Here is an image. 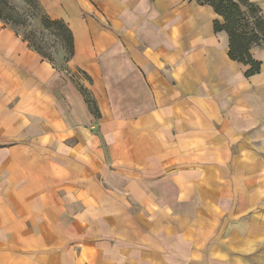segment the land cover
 I'll return each mask as SVG.
<instances>
[{
  "label": "crops",
  "instance_id": "1",
  "mask_svg": "<svg viewBox=\"0 0 264 264\" xmlns=\"http://www.w3.org/2000/svg\"><path fill=\"white\" fill-rule=\"evenodd\" d=\"M40 2L94 83L74 84L0 20V264H264V46L247 76L209 3ZM107 115L123 172L101 188L83 148H97ZM35 118L47 138L28 137Z\"/></svg>",
  "mask_w": 264,
  "mask_h": 264
},
{
  "label": "rangeland",
  "instance_id": "2",
  "mask_svg": "<svg viewBox=\"0 0 264 264\" xmlns=\"http://www.w3.org/2000/svg\"><path fill=\"white\" fill-rule=\"evenodd\" d=\"M0 6L4 8L6 12L11 13L12 16L15 18V21L2 22L10 26L15 31L17 30L16 32H19L18 34H20L21 36L24 34L27 38H29V40L31 39V42H34V40H36L37 44L43 47L44 52L50 53L53 56V62H51L55 65V67L64 71L65 74L70 77L71 80H73L74 84H83L86 87H90V85L94 83L90 80V78L88 77L89 75L84 71L82 67L75 65L74 56H72L71 53L68 51L67 46L65 45V41L57 35L56 31L53 28H46L43 26L40 21L42 11L39 9V7L30 4V2L26 0H2L0 1ZM94 88L97 89L98 95H101L102 97L104 96V90L102 86L97 84L94 86ZM101 104L103 111L108 113L112 106L107 97L102 100ZM120 105L121 101H119V107ZM117 118L119 117H114V119ZM112 119L113 117L108 118V115L100 118V120L98 121L99 123L97 124V126L100 128L98 130L100 133L99 135L96 131L97 127H94L93 133L97 136V148H94L92 150V153L89 149L83 148V162L85 164L83 174H93L94 179L96 180L98 185H100L101 188H106L105 178L108 173L118 174L123 172L122 164L118 161V159H122V154L119 151L120 149H114L107 139V131L105 125L107 120ZM29 128L30 132L28 137H30V139L33 137H35L36 139H43L48 137L47 133L40 131V125L37 118L33 119L30 122ZM24 132L25 130L20 133L21 135L19 136L18 140L27 139V133ZM79 136H82V138L84 139L83 141H89V133L86 131V129H83V132L80 133ZM67 138L64 139H66V141L71 140H67ZM68 144L71 147L76 145V143L74 144V142H68ZM66 150L70 149L68 148ZM48 151L50 152V150ZM58 152H60V150L55 148L51 149L52 155H55ZM102 184L104 186H102ZM69 193L70 190L68 189V197L65 200L67 206L69 207L74 205L76 207H79L80 205L78 197L76 201L74 200V197L71 196ZM90 199V196H82V207L84 208V210H86L85 207H87V204L89 203ZM103 200V204H106L107 197L104 196ZM87 215L90 216V214ZM90 230L91 228H89L88 230L84 229V234L86 231L90 232Z\"/></svg>",
  "mask_w": 264,
  "mask_h": 264
},
{
  "label": "trees",
  "instance_id": "3",
  "mask_svg": "<svg viewBox=\"0 0 264 264\" xmlns=\"http://www.w3.org/2000/svg\"><path fill=\"white\" fill-rule=\"evenodd\" d=\"M2 1V0H0ZM30 4L39 7L42 11L40 21L46 28H53L67 46L68 51L74 56V35L70 27L63 19H52L43 8L40 0H26ZM199 3H209L215 11L224 17L225 22L215 20L214 28L216 31L226 30L230 36L229 56L244 64H248L246 75H253L260 72L262 63L254 59L250 49L253 46H264V11L254 1L251 0H197ZM11 13L6 12L0 6V20L4 22L15 21ZM17 31V30H16ZM19 33V32H17ZM30 47L35 49L44 58L53 62V56L43 51V47L37 41L22 35ZM80 90L85 95L86 101L96 115L101 116L97 100L92 96L86 87L79 85Z\"/></svg>",
  "mask_w": 264,
  "mask_h": 264
}]
</instances>
